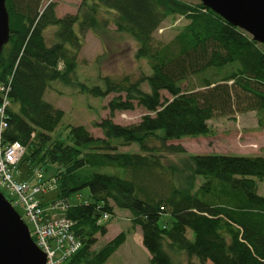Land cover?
<instances>
[{"label":"trees","instance_id":"trees-1","mask_svg":"<svg viewBox=\"0 0 264 264\" xmlns=\"http://www.w3.org/2000/svg\"><path fill=\"white\" fill-rule=\"evenodd\" d=\"M6 7L10 38L0 52V106L6 96L9 105L0 113L2 138L21 143L20 161L41 163L38 172L57 165L55 202L66 206L62 214L82 244L65 264L107 262L127 234L92 247L107 233L104 215L116 208L132 213L152 264H184L170 250L186 255L187 264H264V196L257 182L264 179V154H188L167 144L210 135L211 119L235 112L255 111L264 126V44L199 0H82L76 13L63 16L55 0H6ZM176 15L188 22L171 40H156L163 21ZM111 24L137 43L135 55L151 73L138 80L105 77V87L83 84L95 97L117 94L106 106L109 116L95 123L103 136L74 125L68 141L55 139L64 110L45 99L46 91L57 80L72 83L86 33ZM191 78L196 84L185 89ZM137 107L147 111L138 122L113 120L117 111ZM133 143L139 151L121 150ZM164 152L181 157L165 162ZM83 189L88 199L68 201Z\"/></svg>","mask_w":264,"mask_h":264},{"label":"rangeland","instance_id":"rangeland-1","mask_svg":"<svg viewBox=\"0 0 264 264\" xmlns=\"http://www.w3.org/2000/svg\"><path fill=\"white\" fill-rule=\"evenodd\" d=\"M56 10L61 14L76 13L82 0H55ZM62 15V16H63ZM188 21L179 15L169 16L160 28L155 32L156 40L167 42L171 40ZM55 27H50L46 31L48 44L54 41ZM137 43L128 35L115 30L111 24L105 32L88 31L85 35V43L79 54V64L72 83H64L60 80L54 81L45 94V99L55 107L64 110V116L54 132L53 138L68 141L70 126L84 125L94 136H103L100 127L96 122L109 116V109L106 107L110 99L116 93H110L107 97H95L82 91V85H100L105 87V77L112 80H121L128 76L131 80H138L142 76L150 74L151 68L145 58H138L135 55ZM196 80L191 78L185 81L183 87L189 89L196 84ZM142 86L149 90V84L143 81ZM166 97L169 93L164 91ZM147 111L142 107L134 110L117 111L113 120L116 123L128 125L138 122ZM212 129L210 135L197 137H184L176 140H169L167 144L182 145L188 154H264V126H261L255 111L235 112L230 116L215 117L209 121ZM149 145H161L157 140H150ZM124 151H139V145L133 143L130 146H122ZM161 153V152H160ZM163 160L169 162L178 160L181 155L177 153H163ZM24 155V154H23ZM22 155V156H23ZM22 158V157H21ZM21 160V159H20ZM18 162V178L28 181L31 184L37 182L38 171L41 163L30 166L28 160ZM20 165V166H19ZM42 167V166H41ZM57 165H48L44 171H40L43 178L44 191L38 193L36 198L47 210L46 216L58 218L63 212L59 208H52L58 198V185L54 183V172ZM41 181V182H42ZM258 193L264 196V179L257 180ZM4 195L15 206L21 214L23 220L33 228L26 211L21 204H16L17 198L7 189L1 190ZM88 189H83L77 195H70L67 199L70 203H80L88 199ZM81 195V197H78ZM56 203V202H55ZM132 213L126 209L116 208L115 214L107 220V233L98 234L97 242L93 245L92 251L99 250L105 243L114 238L118 233L125 232L126 240L105 262L104 264H152L150 254L140 238L141 229L133 226ZM169 219L163 216L161 223ZM142 234V233H141ZM192 237V233L189 231ZM175 261L187 264L188 259L184 254H177L170 250Z\"/></svg>","mask_w":264,"mask_h":264},{"label":"water","instance_id":"water-1","mask_svg":"<svg viewBox=\"0 0 264 264\" xmlns=\"http://www.w3.org/2000/svg\"><path fill=\"white\" fill-rule=\"evenodd\" d=\"M264 44V0H199ZM10 38L6 0H0V52ZM0 264H47L29 225L0 190Z\"/></svg>","mask_w":264,"mask_h":264},{"label":"built area","instance_id":"built-area-1","mask_svg":"<svg viewBox=\"0 0 264 264\" xmlns=\"http://www.w3.org/2000/svg\"><path fill=\"white\" fill-rule=\"evenodd\" d=\"M0 106V113L5 115V107L9 105L7 96ZM6 123L0 122V189L6 188L16 196L17 203L21 204L29 221L33 224L32 237L37 245L47 254V264H65L66 260L81 247V240L73 231V222L63 214L58 218L46 216L47 210L41 205L36 195L44 191L42 172L38 173L34 184L18 178V162L25 147L19 142L4 143L2 133ZM42 181V182H41ZM66 206L62 202H54L52 208H59L64 212ZM105 214L104 218H108Z\"/></svg>","mask_w":264,"mask_h":264},{"label":"crops","instance_id":"crops-1","mask_svg":"<svg viewBox=\"0 0 264 264\" xmlns=\"http://www.w3.org/2000/svg\"><path fill=\"white\" fill-rule=\"evenodd\" d=\"M57 14L59 15V16H62L63 14H61V13H59V11L57 10ZM140 238H141V241H142V234L140 233ZM127 241V240H126ZM149 259H150V257H148Z\"/></svg>","mask_w":264,"mask_h":264}]
</instances>
